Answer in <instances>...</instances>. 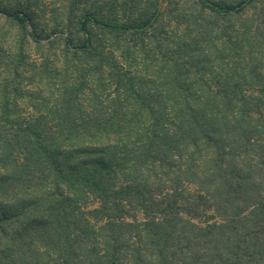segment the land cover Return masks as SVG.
<instances>
[{"label":"trees","instance_id":"obj_1","mask_svg":"<svg viewBox=\"0 0 264 264\" xmlns=\"http://www.w3.org/2000/svg\"><path fill=\"white\" fill-rule=\"evenodd\" d=\"M0 264H264V0H0Z\"/></svg>","mask_w":264,"mask_h":264},{"label":"rangeland","instance_id":"obj_2","mask_svg":"<svg viewBox=\"0 0 264 264\" xmlns=\"http://www.w3.org/2000/svg\"><path fill=\"white\" fill-rule=\"evenodd\" d=\"M204 220H205V217L202 215V216H199L196 221H198L199 223H202L204 222Z\"/></svg>","mask_w":264,"mask_h":264}]
</instances>
